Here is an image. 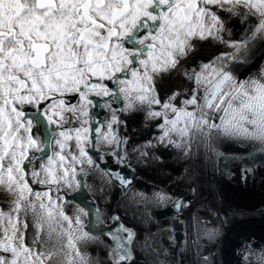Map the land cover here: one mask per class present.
<instances>
[{"label": "snow or ice", "instance_id": "6c2138e0", "mask_svg": "<svg viewBox=\"0 0 264 264\" xmlns=\"http://www.w3.org/2000/svg\"><path fill=\"white\" fill-rule=\"evenodd\" d=\"M233 19L243 27L239 39L228 27ZM201 43L229 50L185 68ZM258 45L264 0H0V264H137L138 250L144 264H183L175 256L189 240L200 257L201 237L214 240L217 230L199 216L183 247L174 228L160 229L170 233L165 247L153 233L141 243L118 215L105 229L103 209L69 197L131 184L89 152L108 146L104 155L127 162L121 114L142 115L159 130L155 143L133 149L138 159L159 160L147 151L157 145L188 159H244L226 157L225 144L264 151V63H252ZM173 73L187 83L169 91L162 85ZM96 98L110 113L99 127L90 123ZM241 171L246 178L251 169ZM96 174L99 189L88 183ZM137 196L172 200L163 192ZM187 207L175 201L178 212ZM100 247L103 258L90 250ZM240 255L242 264H264V246L246 244Z\"/></svg>", "mask_w": 264, "mask_h": 264}, {"label": "bare ground", "instance_id": "6f19581e", "mask_svg": "<svg viewBox=\"0 0 264 264\" xmlns=\"http://www.w3.org/2000/svg\"><path fill=\"white\" fill-rule=\"evenodd\" d=\"M205 48L207 49V47ZM183 82L184 80L181 76H173L170 81L166 82V86H169V89H176ZM120 128L121 135L129 138V144L126 146L127 149L132 148L137 140H145L148 135L145 131L134 135L129 134L126 130L125 123ZM235 149L234 145L225 144L220 148V151L227 153ZM106 150L110 151L109 148ZM161 153L162 159L164 160H167L165 159L166 157H170V153L168 152L161 151ZM219 159L216 156L208 158L201 155L194 156L186 164L171 163L166 168L159 166L156 169L147 168L142 170L139 167L140 160L129 153L125 164H117L116 157L104 155V152H102L99 160L102 168L112 172H119L122 176L123 171L128 172L127 168L131 170L129 172L131 174L129 177L131 185L128 186V189H125V193L129 194V196L125 201L116 203V197L119 195L118 190L120 188L116 185L119 182L116 181L105 188L107 191L104 189L103 192H99L96 195L93 194L92 189L87 190L86 200L88 201V205L99 206L103 209L105 215L108 217V222L111 221L110 218L113 212L116 215L121 214L120 217L122 215L124 217L127 216V220L122 223L135 229L139 233L141 243H143L145 236L153 233L158 236V242L160 244L163 245V242H165V244L170 246V233L167 235L165 231H161L160 229L172 227L175 229L176 235H180L181 233L183 236V240L178 242L181 247L185 245V241L188 239L187 226L193 221L194 216H199L200 207L202 212L207 216L203 219L201 216L204 214L200 215L201 221L206 222L209 229L215 223L220 231L217 233L216 238L211 241L206 236L201 237L200 257L195 255L197 249L191 246L190 240L189 250H186L181 256L177 257L183 260V264L186 261L189 264H196L197 260L202 259L204 256L209 258L211 264H242L241 250L246 244H254L250 242V239L248 241L238 239L237 234L239 232H246L250 233L251 236H256L260 247L264 246V189L259 188L261 192L258 194L253 190L254 188L247 187V183L243 185L245 183L243 180H240L235 186H231L229 182L221 184L225 180V174L220 169L221 164ZM187 165L192 167V171L187 169ZM164 169L171 172L172 175L170 178H162ZM187 176L192 177V183L188 182ZM170 179H172V182H170ZM88 183L95 189L102 187L99 174L90 176ZM192 188H195L196 192H193ZM156 192H163L171 196L172 200L178 194L184 193V201L188 203V207L184 208L182 213L176 216L170 207L172 200L167 203H158L154 200L144 201L139 196L133 197L134 193H145L151 196ZM73 197V203H79L78 193L71 194L69 198L72 199ZM224 203H226L227 208L223 213H219L218 207L221 208ZM126 206L130 208L136 207L139 209V212L135 214L133 209H128ZM228 234L234 238L232 240V248H229L230 246L228 248L222 247V243ZM163 236L166 237L162 238ZM194 238L193 236L192 239ZM90 250L94 255L98 253L102 258L105 256V252L100 251V249L93 248ZM177 252H179L178 249ZM141 255L142 251L138 250L136 258L137 264H142L139 261Z\"/></svg>", "mask_w": 264, "mask_h": 264}, {"label": "flooded vegetation", "instance_id": "af4514ba", "mask_svg": "<svg viewBox=\"0 0 264 264\" xmlns=\"http://www.w3.org/2000/svg\"><path fill=\"white\" fill-rule=\"evenodd\" d=\"M228 27L230 29H233L234 35L236 36L237 39L240 38L241 35H243V27L240 26L238 21H235L234 19L232 21L229 22ZM225 37L227 38V33H225ZM207 47V49L205 48ZM229 49H227L226 45H221V44H213V43H201L200 46L197 49L198 55L197 58L195 59L194 63H187L184 65L185 68H197L199 64L207 62L209 59H211L213 56L218 55L222 52H226ZM210 51V52H208ZM208 53H210V55H208ZM252 63L254 65H259L260 63H264V48H260L259 45L257 46V51L255 56L253 57ZM250 71H255V68H251L249 69ZM242 72H244V75H247V72L244 71V69H241ZM173 76H177V74L173 73L171 75L170 78H165L164 83L162 85L163 88L167 87L166 86V82L170 81ZM182 77V76H181ZM187 82L184 81L183 84H186ZM170 87L168 86L167 89H169ZM178 88V87H177ZM176 88V89H177ZM175 88L169 89V91L171 90H176ZM106 99V98H105ZM96 100L98 101V106L95 107L94 109H92V116H91V121L90 123L92 125H95L97 127H99V122L104 120V118L106 116H108L110 118V113L108 112V110L106 108H102L99 105L103 104V100L100 98H96ZM113 107H116V105L114 104ZM121 118L124 120V123L126 125V130L128 131L129 134H137L139 132H146L148 135L146 136V139L144 140H137L136 143L133 145V147L127 149L128 153L130 155H132L133 157L136 158V154H139V152H133V149L137 148L138 145H142L144 144L146 141L148 140H153V143H155V137L159 135V130L155 127V125L153 124L151 127L146 126L145 122L143 121V117L142 115H129V114H121ZM123 126V125H121ZM119 131H121V128H119ZM108 146H105L106 149ZM104 148H102L99 152V154H97L95 152V150H89L90 154L94 156L95 159H97V162L99 163L100 157L102 155V152H105ZM102 151V152H101ZM147 151H149L151 153V155H153L154 157L159 156L161 158L162 157V153L161 151H165L170 153V157H167L168 159H172V163H178L177 161H173V158L178 156V153L176 152V150L174 149H170V148H164L163 146H159L157 145L156 147L152 148V149H148ZM123 154V153H122ZM226 155V153H224ZM147 158H144L143 161L146 162ZM164 160V159H163ZM220 160V164L222 167V158L219 159ZM220 167L221 171L223 170ZM127 171H123V176L124 177H130V169L127 168ZM125 172V174H124ZM87 191H83L81 193H78V197H79V203L83 206H88V201L87 199ZM179 196L182 197V199L184 200V193H180L178 194ZM226 203H224L222 205V207H218V211L219 213H223L226 210ZM183 209L180 211V214L182 213ZM202 212V209L199 207V213ZM203 213V212H202ZM217 213V210H216ZM217 215V214H216ZM203 218V216H201ZM203 222V221H202ZM208 227V226H207ZM210 229H216L217 233L220 231V229L218 228V226H212ZM223 231V230H222ZM238 239H245L248 241V239H250V242L254 244V246H256L257 248L260 247L259 243H258V238L255 236H251L250 233H246V232H239L238 234ZM254 238V239H252ZM233 236H229V234L227 235L226 239L224 240V242L222 243V247L224 246V248H228V246H230L229 248H232V240H233ZM256 239V242H255ZM207 241V239H206ZM259 245V246H258Z\"/></svg>", "mask_w": 264, "mask_h": 264}, {"label": "water", "instance_id": "95a60500", "mask_svg": "<svg viewBox=\"0 0 264 264\" xmlns=\"http://www.w3.org/2000/svg\"><path fill=\"white\" fill-rule=\"evenodd\" d=\"M234 146L236 149L227 152L225 156L227 157L235 153L237 155L243 156L244 159L238 161L222 159L225 180L224 182H221V184L229 182L231 186H235L237 185L236 183L240 182V180H243V182H245L243 185L247 183V187L254 188L253 190L259 194L261 192V189L259 188L264 189V151H261L259 148H249L248 151L245 152L242 147H238L236 145ZM245 167L251 169L246 178L242 176L241 171ZM178 199H181V197ZM175 201L172 204L174 208Z\"/></svg>", "mask_w": 264, "mask_h": 264}, {"label": "rangeland", "instance_id": "374dc122", "mask_svg": "<svg viewBox=\"0 0 264 264\" xmlns=\"http://www.w3.org/2000/svg\"><path fill=\"white\" fill-rule=\"evenodd\" d=\"M108 148V147H107ZM138 157H139V154H136V158L138 159ZM152 157H154L153 155H152ZM156 157H159V156H156ZM165 159H167V160H163L161 157H160V159L159 160H156V159H151V158H147L146 159V162L145 161H143V159H138V160H140V162H139V167L143 170V169H156V168H158L159 166H163L164 168H166L168 165H170L171 163H172V159L170 158V159H168L167 157L165 158ZM190 159H188V158H185V157H183V156H181V155H178L177 157H175V158H173V161H177L178 162V164H186L188 161H189ZM187 167V169L189 170V171H192V167L191 166H186ZM171 172L170 171H167V170H165L164 169V172L162 173V178H164V179H168V178H170L171 177ZM187 178V180H188V182L189 183H192V181H193V179H192V177L191 176H187L186 177ZM126 179H128V180H130L129 179V177H126ZM118 182V181H117ZM170 182H172V179H170ZM116 185L117 186H119L120 188H119V195H118V197H116V203L118 202H121V201H125L126 200V198L129 196V194H127V193H125V189H128V187L127 188H124V187H122L121 185H120V183H116ZM131 185V184H130ZM106 190V189H105ZM107 191V190H106ZM173 201V200H172ZM171 201V202H172ZM88 206H90V205H88ZM127 207V206H126ZM170 207H171V204H170ZM128 209H133L134 210V212H135V214H137L138 212H139V209L138 208H136V207H127ZM116 209H117V207H116ZM118 210V209H117ZM171 210L173 211V213L176 215V216H178V215H180V213H178L173 207H171ZM199 214V216L200 215H203L204 213H198ZM113 215H116L114 212L112 213V215L111 216H113ZM132 215H133V213H132ZM118 216H121V214L120 215H118ZM204 217H207L205 214L203 215V219H204ZM121 218V222H123V221H126L127 219V216H123L122 215V217H120ZM86 224H87V221H86ZM112 224V221H109L108 222V220H106L105 221V223H104V228L106 229L109 225H111ZM213 225H215L216 226V224L214 223V224H212L211 226H210V228L213 226ZM99 228H100V226L99 225H97L96 226V229H97V234H98V232H99ZM165 233L168 235L169 234V232H167V231H165ZM180 233V232H179ZM177 236L179 237V240H178V242L179 241H181V240H183L182 238H183V236L181 235V233H180V235L179 234H177ZM181 236V237H180ZM164 237H166V236H163L162 238H164ZM156 239H157V242H158V236H156ZM183 243V242H182ZM165 242H163V246H165V247H169V245L168 244H165ZM168 245V246H167ZM181 246V245H180ZM183 247V246H182ZM100 249V251H104L105 252V250L102 248V247H100V248H97V250H99ZM179 250V249H178ZM176 251H177V249H176ZM144 253L142 252V255H141V259L139 260L140 261V263H142V264H144ZM174 256H175V253H174ZM178 257L177 256H175V259H177ZM178 259H180V258H178ZM173 264H175V260L173 261ZM185 264H189L187 261L185 262ZM192 264H195V263H192Z\"/></svg>", "mask_w": 264, "mask_h": 264}]
</instances>
